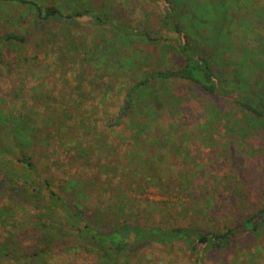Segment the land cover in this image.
I'll use <instances>...</instances> for the list:
<instances>
[{
  "label": "rangeland",
  "instance_id": "374dc122",
  "mask_svg": "<svg viewBox=\"0 0 264 264\" xmlns=\"http://www.w3.org/2000/svg\"><path fill=\"white\" fill-rule=\"evenodd\" d=\"M30 1L42 7H61L65 13L71 5L96 12L109 11L112 16L139 25L152 35L159 29L163 13L161 0ZM194 1L201 6L209 1L216 8L223 2L227 5L223 24L224 11L220 13L216 9L213 26L206 24L197 30L200 38L206 40L212 35L214 39L210 41L213 49L210 51L214 53L215 70L231 81H235V72L239 70L241 79L246 78L252 89L259 88L264 94L259 86L260 82L264 84V0H244L243 5L236 0ZM8 4L0 3V35L24 34L27 30L38 45L36 49L29 48L36 50L38 58L28 69L19 67L18 71L10 72L0 67L4 109L13 110V105L24 111L35 132L23 152L32 158L36 174L16 162L7 172L8 178L0 181V212L5 211L3 215L0 213V240L10 246L13 256H20V264H32L21 255L53 247L57 235L52 239L45 227L58 228L69 235L61 237L65 240L62 242L58 238L59 245L79 242L77 225H73L78 221L66 218L60 211L40 215L35 210L32 202L48 201L47 182L59 195L64 194V189L67 198L90 217L79 226L129 222L147 227H191L207 233L231 228L237 232L234 244L221 253L208 255L203 264H264L262 220H259L262 227L256 232L241 230L242 224L246 226L248 219L264 209V148L261 147H264V123L250 124L237 107L191 83L168 81L153 85L154 91L142 97L150 109L140 105L119 124H111L108 121L119 115L121 101L134 84L138 56L143 52H146L144 56H151L146 61L150 68L146 65L142 67L144 70L159 65L177 66L180 60L173 44L156 48L143 42L136 44L135 49L131 46L136 56L132 57L135 61L132 63L114 52L102 60L101 55L107 54L105 42L90 18L79 19L71 26L74 38L89 46L81 48V53L89 52L84 69L80 57L73 59L63 53L65 22L62 19L45 22L32 32L30 22L21 23V16L29 17L26 8ZM4 16L13 19L9 21ZM222 33L224 42L219 39ZM12 56L11 53L9 60ZM100 69L104 71L101 76ZM84 72L90 75L84 76ZM92 80L105 87L111 83L115 89L106 93L100 88L93 89ZM236 82L240 84L237 79ZM105 95L109 100L107 105L102 102ZM153 100L160 104L152 106ZM213 109L224 112V117L209 121L207 112ZM138 120L141 126L134 131L132 128ZM235 122L241 124L237 129ZM230 134L235 136V142ZM11 141L13 137L5 131L1 142L18 156ZM69 186L72 189L68 192ZM19 199L23 201L18 202ZM141 253L149 257L145 264H194L195 261L182 244L173 249L149 247ZM137 257L133 264L139 262ZM67 262L95 264L92 256L82 253L68 256Z\"/></svg>",
  "mask_w": 264,
  "mask_h": 264
},
{
  "label": "trees",
  "instance_id": "16d2710c",
  "mask_svg": "<svg viewBox=\"0 0 264 264\" xmlns=\"http://www.w3.org/2000/svg\"><path fill=\"white\" fill-rule=\"evenodd\" d=\"M161 1L163 4V13L160 16L159 29L154 35H152V32L142 29L139 25L134 26L112 16L109 11L96 12L89 8L71 5V7L69 6L68 12L65 13L64 9L61 7H42L30 0H0V3L7 5H9L8 3L19 4L26 8L29 17L25 18L26 15H23V17L21 16V23L27 24L30 22L29 29H31L32 32L45 22H50L59 18L62 19L65 22V27H63L62 32L65 42V50L63 53H65L66 57H73V59H78V57H80L79 62L83 67L87 65L83 64L84 61H89V52H83L86 53V56L81 53V48L85 49V47L87 48L89 46L85 42L77 41L74 38L71 26L79 19L90 18L94 26L93 28L105 42L104 53L107 54L101 55L102 60H104L110 52H114L116 54L121 53L124 60L131 59L132 63L135 62L134 59L136 56L134 55L135 51L131 52V46L135 49L136 44L143 42L149 46L152 44L156 48L167 43L173 44L176 57L179 58L180 62L177 66H172L170 68H162L159 65L156 68L144 70L142 67L147 65L146 61L151 59V56H144L146 52L142 54L139 53L141 55L138 56V62H135L137 67L135 71H133V74H135L133 75L135 76L133 77L134 84L128 88L127 93L121 101L119 115L116 119H110L108 121L111 124H114V122L115 124H119L122 118L128 117L132 113L134 114V112L139 109L140 105H144L147 110L150 109L147 101L141 100L142 97L154 91L152 89L153 85L168 81L191 83L197 86L202 92L212 97L221 98L230 105L237 107L244 113L246 116L245 119L248 120L250 124L255 125L259 122L264 123V94L259 88L258 90L252 89L246 78L244 80L243 78L241 79L239 77V70L235 72V81L221 76L215 70L213 64L214 53L211 52L213 49L211 47L212 43H210V41L214 40L211 38L212 35L205 40L200 38L197 33V30L206 24L213 26L215 18L214 11L216 9L219 10L220 13L224 11L223 15L225 18L222 20V24L225 22L226 3L223 2L216 8V5H212L209 1L203 4V6L197 5L194 0ZM243 1L244 0H236V3L239 5L242 3L243 5ZM7 19L11 21L13 18L10 17ZM211 21L212 24H209ZM0 22V24H2V19ZM216 22L219 23L221 21L216 20ZM30 34L31 33L26 30L24 34L6 32L0 35V67H6L12 72L15 70L18 71L20 69L19 67L28 69V65L33 64L34 60L38 57L36 55V50L32 51L31 49H36L38 45L36 46V43L32 41L34 37ZM223 36L224 33L219 37L221 41H223ZM11 53L13 56L12 59L9 60V55ZM132 57L134 59H132ZM135 63H133V66ZM85 67L84 69H86ZM147 67L150 68V65H147ZM84 73V76L90 75L87 74V72ZM102 73H104V71L100 69L98 75L101 76L103 75ZM236 79L239 80L240 84L236 82ZM261 83L262 82H260L259 86L260 88L262 87L264 91V84ZM91 85L93 89L100 88L103 89L105 93L108 89H115L111 83L105 87L95 80L91 81ZM77 89L79 90L81 87L79 86ZM123 89H126L125 86H123ZM34 97L39 96L34 95ZM2 98L3 94L0 88V181L8 178L9 175H7V172L13 168L16 162L36 174V169L31 161L32 158L23 152L31 143L32 137L35 134L33 124L29 122L28 115L24 111L18 110L15 106H11L13 110L10 109L8 111L4 109ZM108 101L107 95H105L102 101L103 104L107 105ZM155 104L160 103L158 100H153L152 106ZM13 112H15V114ZM223 117L224 112L217 109L207 112L209 121L215 119L221 120ZM136 122V125L132 128L134 131L141 126L139 120ZM244 122L245 121H242L241 123L245 124ZM240 125L241 124L235 122L236 129ZM5 131L9 136L13 137L14 141L11 142L14 143L15 148L18 150V156L13 155L10 147L1 142ZM50 136L51 134H49V137ZM97 138L100 139L99 136H97ZM185 138L189 137L185 136ZM230 138L235 142V136L233 134H230ZM241 145L242 143L238 144V146ZM261 147L264 148L263 146ZM71 189L72 186H69L66 188V191L69 192ZM46 190L48 201L45 204H37V201L32 202V204L36 205L35 210H37L40 215H44L46 211H60L66 218L74 220V222L80 221V223H73V225H77L76 232L79 242L75 245H59L58 243L60 242L57 239L60 238L62 242L65 240L61 237L66 238L69 235L64 231H60L58 228L53 230L52 228L45 227L47 233L53 235L52 239H54L55 235H57V239L51 249L39 250L31 255H21L25 259H30V263L32 264H49V261L50 264H68V256L72 254L77 255L78 253L92 256L95 264H133V260L136 259L137 256L140 257L137 264H145V262L149 260V257L141 253L143 249L155 246L173 249L178 244H182L191 257L195 259L194 264H203L208 255L221 253L227 250L234 244V240L237 238L236 230L231 228L225 232L211 231L207 233L191 227H147L139 223L129 222H124L122 224L100 222L95 224L83 223L82 226H79L82 224V221H86L87 218H90L85 215L84 209H81L76 202L69 200V196L67 198V192H65L64 189V194L62 193L63 195H59L55 191H52L51 183L47 182ZM21 201L23 200L19 199L18 202ZM0 203H2L1 197ZM212 207L213 205L211 208ZM118 208L121 212L123 211L120 206ZM6 211L9 210L7 209ZM4 212L5 211H1V215H3ZM92 219H95V216H92ZM260 219L264 223V209L248 219L245 222L246 226L242 224L241 230L243 232L251 230L254 232L258 231V229L262 227L259 222ZM20 261V256H13L10 246L0 240V264H20Z\"/></svg>",
  "mask_w": 264,
  "mask_h": 264
}]
</instances>
